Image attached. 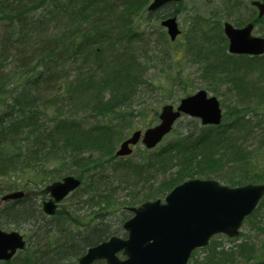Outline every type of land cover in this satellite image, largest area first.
Returning a JSON list of instances; mask_svg holds the SVG:
<instances>
[{"label": "rangeland", "instance_id": "1", "mask_svg": "<svg viewBox=\"0 0 264 264\" xmlns=\"http://www.w3.org/2000/svg\"><path fill=\"white\" fill-rule=\"evenodd\" d=\"M67 1L47 0L44 4L36 5L33 11L27 15V18L30 19L29 25H27L29 29L27 36L23 39L20 38L19 28L8 29V22L4 23L5 27L4 24L0 25V49L3 47L6 36L11 40L10 49L5 53L0 51V54L3 55L0 59L3 65L0 68L3 73L8 75L7 81H11L12 75L20 70L22 59L28 61L29 68L32 65L37 74L39 69H45V60L43 62L38 60L39 56L44 53L37 49L49 40L60 39L62 36L67 39L69 32L75 28V22L80 19L75 15L74 7L70 6L71 11L67 10ZM111 1L108 0V3ZM250 3L251 0H184V3L179 6L180 13L178 14V22L182 30L175 41H171L169 36L167 37L159 19H152L149 11L143 13V16L135 15L133 19L138 36L132 43L135 46H138L139 43L145 45L146 52L144 54H148L144 58L141 54L143 51H136L139 61L145 62V71L139 74L141 79L138 87L136 89L127 87L129 89L128 98H123L120 103L115 104V101L109 99V96L113 97V94L107 87H102L99 90L95 88L82 89L81 84L87 76L86 70L89 75L94 70L96 73L99 71L96 63L94 65L93 60L83 56V53L72 54L60 59L53 56L57 61L52 59V70H46V72L49 75L53 71L55 78L47 79L37 89L33 83L24 85L25 94L30 93L32 96H38L37 104L41 107H49L48 115L52 119L66 116L76 120L80 128L83 129L96 124L103 125L107 120H111L110 123L117 126V131L121 130L123 136L121 137L120 134V138L128 136L135 129L144 130L155 124V112L160 111L163 104H177L183 96L191 95L203 88L219 98L224 110V120L220 126L216 127L203 126L199 119L184 115L177 123L173 133L166 135L155 148L148 150L140 142L130 157L119 158L118 162L111 160L109 155L98 157L99 152L95 153L94 155L97 157L93 158L96 160L100 158L102 165H99L97 172L87 173L83 176V185L64 200L61 206L63 213H59L56 219L52 220L53 229L65 228L64 241L74 234L77 227L84 228L89 221L91 223H96L98 220L121 223L126 216L125 212L127 213L126 207L141 205L147 199H164L165 193L164 195L160 193L163 182L172 178L175 180L181 169L185 167L186 172H189L191 168L193 172L191 174H196V176L211 177L228 184L251 180L252 177L247 179L244 177L249 174L248 171L238 170L239 163L233 156L228 155L224 158V154L219 151L223 149L221 142L217 146L203 148L201 139L206 136L212 137L214 134L215 138L228 137L227 140L234 143L235 146H239L240 143L249 146V153H253L256 160H260L261 166L264 164V103L261 102L260 92L257 88L258 83L264 86V65L247 61L245 57L232 59L228 56L229 52L226 47L228 42L224 37V31H222L225 21L234 25L243 21L239 12L240 8L244 10L243 15L246 11L244 16L247 18L249 9L247 7ZM122 8L119 3L114 6V10H111V7H103L98 14H94L97 16L92 18L91 24H98L102 31L107 29L111 21L109 19H113L114 12L117 13ZM169 9L170 6L165 8L166 11ZM87 11L89 12V10ZM139 17L142 19L139 20ZM256 32L264 35V25L261 24L256 28ZM116 36L114 34L109 40H103V59L110 61L114 58L116 50L110 53L112 47L109 45L116 41ZM144 41L145 43H143ZM121 43L124 41L122 40ZM108 61L105 62V65ZM258 65H260L259 68ZM87 68H92V70ZM95 78H98V74L95 75ZM247 79L251 81H247ZM48 80H51L50 85ZM247 84H251V90L247 93L252 96L246 95L248 88L245 85ZM49 86L50 88H47ZM90 89H93L94 92H90ZM54 92L57 94L62 92L63 95L61 98H54ZM89 92L100 95L94 99ZM90 103H92V107ZM1 105L0 111L3 112L6 109ZM107 106H111L112 110L116 112L120 108L124 111H131L132 115H128L124 122H119V118L115 119L114 114L105 115L104 119L99 112ZM259 109L261 112L257 117H252L247 112ZM114 111L112 113H116ZM40 116L43 118L41 114ZM249 119L256 124L255 133L248 128ZM238 120L244 122L247 129L241 128V126L239 129L234 126L235 121ZM47 123L52 125L53 122ZM187 130L194 132L188 133ZM120 138L114 139L113 155L119 145ZM226 146L229 145L226 143ZM82 148L83 157L89 155V150H92L87 147ZM200 150L202 152L210 150V152H207L206 158L201 152L199 157L193 159V154ZM159 151H163L161 157L158 156ZM164 155H166L165 160L163 159ZM186 155H190L192 159H186ZM245 155L246 151L244 150L242 158ZM183 158H185L184 161ZM54 161L55 159L51 163ZM185 161L187 164L183 163ZM204 161L206 164L201 163ZM67 162V165H72L70 166L71 170L75 172L80 170V167L74 166L76 165L74 162L70 160ZM119 162L130 167L137 166L139 163L143 166L137 172L124 166L116 167L115 164ZM51 163L49 166L52 165ZM74 175L76 174L74 173ZM21 176L22 170L19 169L18 173L11 175V179H17V181L26 179V175ZM0 180L7 182L3 178ZM48 183L49 181H46L32 187L43 189ZM259 203H262L260 209L257 208L259 211H255L256 213L242 224V234L240 233L238 236L239 239L230 240L224 234L216 235L211 247L216 245L217 248L222 245L226 249H231L238 243L243 245L244 240L247 239L252 246L256 244L260 256H264V236L259 234L257 228V224L263 222L264 201ZM27 232L32 235V232ZM29 243L35 244V240L32 238ZM39 243L40 246H45L47 241ZM211 247L208 245L198 249L193 256V264L205 263ZM25 260L20 254L14 264H21ZM0 264L6 263L0 262ZM237 264H240V261Z\"/></svg>", "mask_w": 264, "mask_h": 264}, {"label": "trees", "instance_id": "2", "mask_svg": "<svg viewBox=\"0 0 264 264\" xmlns=\"http://www.w3.org/2000/svg\"><path fill=\"white\" fill-rule=\"evenodd\" d=\"M45 2H47V0H0V25L8 22V29L19 28L21 31L20 38L23 39L27 36L29 29L27 25H29L30 19L27 18V15L33 11L36 5L44 4ZM149 2V0H112L108 3V0H68L67 10L71 11L70 6L74 7V13L77 17L79 16L80 19L75 22V28L69 32L70 34L67 39H65V36V38L62 36L60 39L49 40V42L43 43V45L37 49L44 53L39 56L38 60L42 62L45 60V69H39L37 74L34 72V67L31 65V68H29L28 61L22 59L23 63L20 65V70H17L13 75L11 74V81H7L8 75L2 72L1 68L3 62L0 60V104L6 109L3 112L0 111V177L7 179L9 182L5 185H0V192L3 189H12L17 186H30L31 183L38 179L42 181L46 178L55 179L67 173H75L82 177L84 172L96 170L99 165H102L100 158L96 160L93 157L109 155L111 160H115V156H113V149L115 147L114 139H119L120 134L121 137L123 135L121 130L120 132L119 130L117 131L118 128L116 125L110 123L111 120H107L106 124L103 125L96 124L83 129L80 128L76 120H72L66 116L52 119L50 115H48L49 107L39 106L37 104L38 96H32L30 93L25 94L23 87L28 83H33L34 87L37 89L40 88L47 79L51 77L55 78V73L53 71L49 73V75H47L46 72V70H52V59L57 61L53 56L59 57L60 59L69 55L71 56L72 54L83 53V56L93 60L94 65L96 63L99 71L96 73L94 70V72L89 75L86 70L87 76L81 84L82 89L95 88L99 90L102 87H107L113 94V97L109 96V99L115 101V104L120 103L123 98H128L129 89H127V87L136 89L141 79L139 74L145 71L144 62L139 61V56H137L136 51H143L141 54H143L144 58L147 57V54H144V52H146L145 45L142 43H139L138 46L133 45L138 36L133 18H135V15L143 16V13L147 11L146 7ZM117 3L123 8L117 13L113 11V19H109V21H111L110 24H108V28L112 29L107 28L102 31L98 24H91L92 18L97 16L94 14H98L100 10L106 6L114 10V6ZM87 10H89V12ZM175 13V11L166 12L162 10L157 12L156 16L161 18ZM152 15L153 14H151V16ZM141 19L142 17H139V20ZM5 26L6 24H4V27ZM114 34L117 35V39L111 42L109 46L112 47L110 53L116 50L114 53L115 56L112 60L108 61V59H103V40H109ZM122 40L124 43H121ZM143 43H145V41ZM10 45V37L8 39L6 36L0 51L5 53L10 49ZM1 57H3L2 54H0V59ZM106 61H108L107 65H105ZM87 69L92 70V68ZM96 74H98V78H95ZM48 82L50 85L51 80H48ZM47 88H50V86ZM93 89H90V92H92ZM61 93L62 92L57 94L54 92L53 97L61 98L63 95V93ZM90 94L94 99L100 95L97 93ZM27 105H29V107H27ZM90 106L92 107V103H90ZM119 106L121 107V105ZM112 111H114L112 107L107 106L106 108H102L99 113L104 119L107 115L110 116L114 114V118H119L122 122L127 119L128 115H132L131 111H124L122 108L118 109L117 112L114 111L116 113H112ZM47 122L53 123L50 125ZM177 144L178 142L176 145ZM82 147L92 149L89 150L90 154L86 155V157L82 156ZM243 151H240L238 156L236 152L234 153V156L236 155L238 161L241 162L239 167L242 172L243 170L248 171V167L246 166L248 161L246 162L247 159L242 158ZM97 152H99V154L95 156L94 154ZM158 154V156L161 157L163 151H159ZM194 155L198 157L201 153L193 154V159L196 158ZM185 158L192 159L190 155H186ZM185 158H183V161ZM54 159L55 161L51 163ZM163 159H166V155L163 156ZM67 160L74 162L76 164L74 166L80 167V170H78V172L71 170L70 166L72 165H67ZM50 163L52 165L49 166ZM183 163L187 164L186 161ZM201 163L206 164L205 161ZM115 166H124L129 170L132 169L138 172L143 165L139 163L137 166L133 165L130 167L119 162L115 164ZM19 169L22 170L23 177L26 175V179L22 181H17V179L12 180L11 175L18 173ZM248 172L249 174H246V176H244L245 178L252 177L251 179L262 182L261 179L264 177V169L262 172L256 170H253V173H250V171ZM191 173H193L191 168L189 172H186V167L181 169V172L178 174L179 176L175 180L172 178L163 182V188L160 193L164 195V193L173 188L175 184L186 179L187 175L192 177L196 175ZM23 206L29 209L27 204ZM28 209L23 210L21 214L26 216ZM125 214L127 216L126 212ZM100 224L110 223L100 221L99 224L94 225ZM99 228L100 227L92 228L90 232H86V234L81 235L77 241L69 244L62 258L65 259L69 257V254H79L80 251L100 241L110 233H117L116 229L112 227L111 229L108 227ZM241 251L243 252L241 248L234 250L233 255L237 253L241 256ZM63 252L61 254H63ZM229 254L232 253L229 252ZM28 262H30V257L26 260V263ZM255 264H264V262H257Z\"/></svg>", "mask_w": 264, "mask_h": 264}, {"label": "water", "instance_id": "3", "mask_svg": "<svg viewBox=\"0 0 264 264\" xmlns=\"http://www.w3.org/2000/svg\"><path fill=\"white\" fill-rule=\"evenodd\" d=\"M151 9L167 3L168 0H153ZM178 1V0H176ZM260 8V16L264 14L263 3L255 1ZM169 27L172 37L178 34L177 22L170 17L162 22ZM251 26L240 30L230 24L225 26L230 41L231 51L261 53L264 39L250 37ZM216 97H206L205 91L182 99L178 111L173 106H164L160 125L148 129L143 142L151 147L157 144L169 132L174 119L185 110L191 115H198L205 122L216 123L221 120V110ZM140 131L121 143L119 154H129L130 143L140 139ZM80 179L66 175L47 187L55 199L60 200L70 191L77 188ZM264 184H250L240 187H228L219 182L207 180H186L177 185L166 195L165 203L160 199L144 202L139 207H132L135 214L125 223L129 231L127 239L112 236L109 241L90 247L80 259L89 264L93 259L105 258L109 264H187L194 247L209 242L210 235L226 232L232 236L238 233L242 219L252 212L263 196ZM22 193L12 192L3 198L21 196ZM55 202L45 203V210L54 213ZM25 241L18 231L6 232L0 229V259H10L18 248H24ZM124 249L128 255L120 260L115 252Z\"/></svg>", "mask_w": 264, "mask_h": 264}, {"label": "flooded vegetation", "instance_id": "4", "mask_svg": "<svg viewBox=\"0 0 264 264\" xmlns=\"http://www.w3.org/2000/svg\"><path fill=\"white\" fill-rule=\"evenodd\" d=\"M254 1L255 0H251L249 7H247L249 8L247 13V18H245L244 16L246 14V11L243 15L244 10L240 8L239 12L241 13L240 15H242L241 19H243V21L239 23L240 25H237V27L243 28L244 26L250 24L251 26L250 34L255 37L263 36L264 38L263 34L260 33L258 34L257 32L255 33L256 28H258L261 24L264 25V14L260 16V10L257 7V5L254 3ZM237 55H245L247 60H249L250 62H256V63L258 62L264 64V53L261 54L237 53ZM24 191L25 194L21 198L0 201V228L5 230L17 229L20 232L30 231L32 232L31 238L35 240L36 246L40 241H47L48 244L50 238L53 235H59V228L53 229L54 224L52 223V220L56 219L57 215L59 214L58 211H60V209L62 208L60 206L61 204H59L58 208L56 209L55 212L56 214L50 215L44 211L45 201L51 198L50 192L47 191L45 187L43 189L34 188L33 190H28L27 188H25ZM24 204H27L29 209L24 207L23 206ZM26 209H28V213L26 216L25 215L23 216L21 212H23V210ZM61 213H63L62 210ZM41 254L42 256H45V253H41ZM37 257L38 259H36L37 261L36 263L43 262L44 264H50V261L55 259L50 257L49 258L43 257L41 259L39 252H37Z\"/></svg>", "mask_w": 264, "mask_h": 264}]
</instances>
